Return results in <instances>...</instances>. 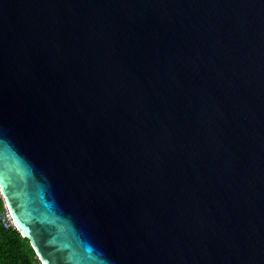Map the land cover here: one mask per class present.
Returning <instances> with one entry per match:
<instances>
[{
	"label": "water",
	"instance_id": "obj_1",
	"mask_svg": "<svg viewBox=\"0 0 264 264\" xmlns=\"http://www.w3.org/2000/svg\"><path fill=\"white\" fill-rule=\"evenodd\" d=\"M0 190L41 264H264V0H0Z\"/></svg>",
	"mask_w": 264,
	"mask_h": 264
},
{
	"label": "trees",
	"instance_id": "obj_2",
	"mask_svg": "<svg viewBox=\"0 0 264 264\" xmlns=\"http://www.w3.org/2000/svg\"><path fill=\"white\" fill-rule=\"evenodd\" d=\"M0 264L41 263L28 240L22 237L16 228L8 229L0 224Z\"/></svg>",
	"mask_w": 264,
	"mask_h": 264
},
{
	"label": "built area",
	"instance_id": "obj_3",
	"mask_svg": "<svg viewBox=\"0 0 264 264\" xmlns=\"http://www.w3.org/2000/svg\"><path fill=\"white\" fill-rule=\"evenodd\" d=\"M0 199L2 201V204L0 205V224L4 228H16V224L12 218L11 211L5 202L4 196L2 195V192L0 190Z\"/></svg>",
	"mask_w": 264,
	"mask_h": 264
}]
</instances>
